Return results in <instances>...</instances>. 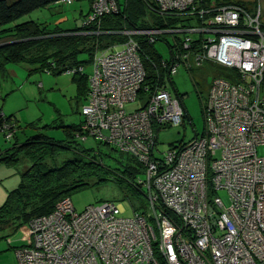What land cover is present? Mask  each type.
Here are the masks:
<instances>
[{"label":"built area","instance_id":"1","mask_svg":"<svg viewBox=\"0 0 264 264\" xmlns=\"http://www.w3.org/2000/svg\"><path fill=\"white\" fill-rule=\"evenodd\" d=\"M153 3L158 15L200 19L210 10L203 0ZM118 11L117 0H91L81 26H95V35L113 33L99 26L103 16ZM212 11L187 27L115 31L126 41L96 49L88 74L83 66L65 67L63 72L84 75L88 83L77 141L91 137L140 163L145 180L137 185L147 190L149 211L125 217L112 201L76 211L64 197L50 213L29 220L31 240L15 249V264H264V156L256 152L264 145V28L259 7L250 13L225 4ZM177 33L186 34L180 40L184 51H174L173 43L174 55L160 62L163 86L150 89L145 56L133 36L154 42ZM190 53L197 63L210 60L233 73L212 81L203 133L161 152L158 131L181 125L184 116L166 81ZM49 67L42 71L56 70L54 62ZM133 102L140 106L126 110ZM16 131L15 118L0 114L5 140L12 141Z\"/></svg>","mask_w":264,"mask_h":264},{"label":"trees","instance_id":"2","mask_svg":"<svg viewBox=\"0 0 264 264\" xmlns=\"http://www.w3.org/2000/svg\"><path fill=\"white\" fill-rule=\"evenodd\" d=\"M57 1L15 0L10 3L6 0H0V43L11 41L0 46V61L34 63L41 70L44 67L50 68V62H54L57 73L63 72L67 66H82L83 62L76 60L79 53H87L89 55L88 62H91L96 49L106 48L126 41L124 34L115 31L143 29L136 26L129 19L127 11L130 3L144 5L151 16L155 28L160 29L181 28L187 27V25L201 24L203 20L211 17L214 12L212 10L220 5L236 4L245 10L248 8V5L241 1L203 0L204 7L210 10L203 15V18L198 19L197 17L188 16L187 13L158 15L155 13L153 0H117L118 13L103 16L99 26L100 30L114 31L113 33L95 35L91 33L96 30L93 25L62 31L56 28L49 29L46 26L40 27L33 21L13 24L23 15L38 8L48 7ZM84 1L90 6L91 0ZM67 32L72 33L60 34ZM5 33H8V35L2 36ZM182 34L184 38L186 34ZM172 35L175 41L174 51H184L181 47V39L176 38L174 34ZM162 36L164 35H159L156 40H159ZM133 38L138 42L140 51L145 56L142 57L145 69V85L149 86L150 89H153L156 83L163 86L165 79L163 77L164 69L160 65L162 58H159L154 51L155 41L148 42L142 35H134ZM170 47H173V45ZM174 51L169 49L170 58L174 55ZM73 80L76 83L79 94L86 95V77L74 74ZM170 82L173 83L172 78ZM175 94L182 102L181 94L178 92ZM184 115L186 116V114ZM10 117L5 118L10 119ZM27 126L35 128L36 125L35 122H32L27 124ZM44 127L46 128L48 125ZM80 133L79 124L68 127L65 130L66 138L61 142L50 140L42 134H34L20 144L13 143L8 151L0 155V161H4L9 165L28 163L26 169L20 172L18 186L8 193L4 203L0 206V221H2L1 218L5 219L13 215H22L29 222L33 217L50 213L60 199L69 197L72 192L89 186L92 182H103L111 177L109 170L96 159L93 148H83V143L77 141L76 136ZM69 150H72L75 155L68 160L62 161L61 165L57 166L55 164L56 158ZM129 157L132 162H136L142 168L140 163L132 156ZM134 176L135 170L126 167L120 177H116V181L119 179L131 184V188L138 192L141 186L137 185V183H131V179Z\"/></svg>","mask_w":264,"mask_h":264},{"label":"rangeland","instance_id":"3","mask_svg":"<svg viewBox=\"0 0 264 264\" xmlns=\"http://www.w3.org/2000/svg\"><path fill=\"white\" fill-rule=\"evenodd\" d=\"M13 2L15 0H6ZM149 1V0H147ZM152 1V0H150ZM245 2L248 5L247 10L253 13L258 7L260 9V22L264 28V0H233ZM124 5V1L122 2ZM141 6V8H140ZM89 5L86 1H75L71 5H62L53 3L48 7L38 8L17 19L16 23L24 21H33L40 27L49 29L56 28L59 30H70L80 27L82 21L88 12ZM127 15L136 26L140 28H153L154 23L148 10L144 5L130 3ZM68 34V33H60ZM52 35V34H51ZM176 38H183L182 33L174 34ZM166 36V35H165ZM162 36L159 40H155V54L164 60H169V47L173 45L174 37L172 34ZM196 36L193 35L192 38ZM78 62H83V71L88 74L90 71L89 55L87 53H79L77 55ZM18 72V85L24 88L29 96L26 108L21 110L20 125L25 126V122H35V129H28L23 133L25 135L42 134L56 142L64 141L65 130L68 127L79 125L83 120L80 114L81 105L84 103V96L79 94L76 84L73 82L74 74L61 72L45 73L40 75L37 72L30 73L28 66L19 63L16 65ZM20 68V69H19ZM233 71L221 64L214 63L210 60H204L197 63L194 54L190 53L188 60L180 63L177 72L172 76L178 92L182 95V106L184 108L183 122L181 125L162 128L157 135V148L159 151L183 143L191 139L194 135L200 136L203 133L204 119L203 107L206 103L210 86L215 78H227ZM86 77V76H85ZM44 78L46 79L44 81ZM42 79L43 88H34L36 80ZM87 79V77H86ZM172 81V82H173ZM167 87L172 90V83L166 81ZM41 85V83H40ZM38 91V94L35 95ZM19 93V91H17ZM34 95V96H33ZM33 96V97H32ZM140 101V94L138 95ZM24 101L18 100V102ZM205 101V102H204ZM204 103V104H203ZM140 106V102L129 103L125 106L126 110H134ZM19 120V117H18ZM16 122V123H18ZM48 125V127H44ZM2 140L4 136L0 133ZM28 136V137H29ZM21 137V135H20ZM27 137V138H28ZM6 141V140H5ZM11 143H7L10 146ZM83 148H93L96 159L109 170L111 173L106 181L92 182L89 186H85L69 196L71 203L76 211L83 210L91 204H99L102 201H112L123 209L122 216L130 217L134 211L148 210V195L144 187H139L138 192L131 188L122 180L116 181V177H120L126 167L135 170V176L131 179V183L135 184L139 179L145 180L142 168L135 162H132L130 155L122 154L110 145L99 143L91 137H87L84 141ZM258 156H264V145L256 148ZM73 151L69 150L56 158L55 164L60 166L62 161L73 157ZM220 156L217 151L216 157ZM22 163L10 165L14 170V176L20 181V172H22ZM28 165V163H27ZM222 199L225 193L220 191L217 193ZM0 221V264H15V249L20 246H26L30 243L31 233L28 221L22 215H13Z\"/></svg>","mask_w":264,"mask_h":264},{"label":"crops","instance_id":"4","mask_svg":"<svg viewBox=\"0 0 264 264\" xmlns=\"http://www.w3.org/2000/svg\"><path fill=\"white\" fill-rule=\"evenodd\" d=\"M13 24H16V22H14ZM67 33H72V32H67ZM3 35H8V33L2 34V36ZM10 42L11 41H8V42L5 41L3 43H0V46L5 45ZM19 63L27 65L29 68L28 71L30 73L37 72L40 75H42V72H43L41 69H38L37 64H34V63L30 64L26 62H5V61L2 62L0 61V114H2L5 117H9V116L14 117L16 122L18 121L20 122L22 109L26 108L24 112L25 114L27 113L28 108H29V106H27V102L30 99L29 96L24 91V88L22 86L20 87L17 83L19 81L18 75H20V73H22L23 71V69H21L22 71L18 72V69H17L18 67L16 65H18ZM45 80L46 79L44 78V81ZM73 82L75 83L74 80ZM173 83H172L173 89L170 90V88H168V90L173 95H176L175 93L178 92V89ZM33 86L34 88H39L42 90L43 88L42 79H40V81L36 80ZM87 87H88V83H87ZM17 91H19V93H17ZM37 94H38V91L35 95ZM182 95L183 94H181V96ZM22 99L24 101L18 102V100L20 101ZM84 102H85V95H84ZM18 117H19V120H18ZM19 122L17 123V131L12 141H5V140L3 141L0 136V155L8 151V149L12 146L13 143L20 144L29 136V135L26 136L25 133H23L24 130L26 132L28 129H33V130L35 129V128H32L31 126H27V124L32 123V122H25L24 124L25 126L20 125ZM7 143H11V145L7 146ZM22 164H23L22 170H25L27 167V163L23 162ZM19 182H20L19 179H17L14 176L13 168L9 164L5 163L4 161H0V206L4 203L8 193L12 191L13 189H15L18 186Z\"/></svg>","mask_w":264,"mask_h":264},{"label":"bare ground","instance_id":"5","mask_svg":"<svg viewBox=\"0 0 264 264\" xmlns=\"http://www.w3.org/2000/svg\"><path fill=\"white\" fill-rule=\"evenodd\" d=\"M110 35H111V34H110ZM163 35L165 36V34H163ZM166 36H167V34H166ZM166 36H165V37H166ZM158 37H159V36H158ZM204 102H205V101H204ZM203 104H204V103H203ZM202 106H204V105H202Z\"/></svg>","mask_w":264,"mask_h":264}]
</instances>
